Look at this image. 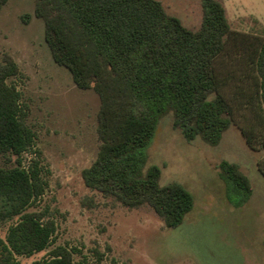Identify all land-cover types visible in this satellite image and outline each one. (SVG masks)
Listing matches in <instances>:
<instances>
[{
    "label": "rangeland",
    "instance_id": "1",
    "mask_svg": "<svg viewBox=\"0 0 264 264\" xmlns=\"http://www.w3.org/2000/svg\"><path fill=\"white\" fill-rule=\"evenodd\" d=\"M160 1L183 25H199L200 0ZM221 1L231 31L214 67L229 78L220 92L235 108L230 126L217 145L200 137L187 142L172 128L173 113L168 111L141 151L144 171L150 165L160 168V185L177 182L193 196L183 222L169 229L149 206L124 207L84 184L81 171L99 146V99L91 89L77 88L68 70L54 62L32 0L6 1L0 10V62L9 56L18 68L6 81L20 93L43 181L42 194L25 211L54 225L49 244L29 256H16L18 264H33L61 247L78 264H264V176L259 171L264 148H249L240 131L252 126L264 145L254 66L264 38V0ZM32 156L24 154L25 163ZM222 160L236 163L247 176L249 196L222 179ZM15 220L0 223V237Z\"/></svg>",
    "mask_w": 264,
    "mask_h": 264
},
{
    "label": "trees",
    "instance_id": "2",
    "mask_svg": "<svg viewBox=\"0 0 264 264\" xmlns=\"http://www.w3.org/2000/svg\"><path fill=\"white\" fill-rule=\"evenodd\" d=\"M6 1L0 0V10ZM32 3L54 62L68 70L77 88L91 89L99 99V146L81 171L84 184L124 207L149 206L165 228L179 226L193 208L192 194L177 182L160 185V168L150 165L144 171L141 151L168 111L172 128L187 142L200 137L217 145L230 126L235 108L220 92L229 78L214 67L231 31L222 1L200 0L196 28L166 12L160 0ZM254 54L257 113L264 117V38ZM18 73L5 56L0 62V158L5 162L0 165V223L16 220L0 237V264H18L16 256L42 251L54 230L51 221L25 211L42 194L43 181L20 93L6 81ZM240 131L249 148H264L252 126ZM26 153L35 156L25 163ZM219 168L222 179L243 197L251 194L249 179L236 163L222 160ZM259 171L264 176V162ZM33 264L78 263L61 247Z\"/></svg>",
    "mask_w": 264,
    "mask_h": 264
}]
</instances>
